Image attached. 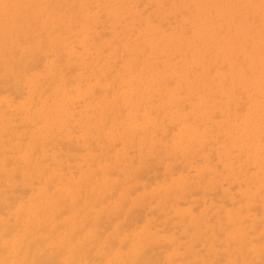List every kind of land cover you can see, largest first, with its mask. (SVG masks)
I'll return each mask as SVG.
<instances>
[{
    "label": "rangeland",
    "instance_id": "obj_1",
    "mask_svg": "<svg viewBox=\"0 0 264 264\" xmlns=\"http://www.w3.org/2000/svg\"><path fill=\"white\" fill-rule=\"evenodd\" d=\"M8 1L9 0H0V35H2V28L4 34L3 37L0 36V44H4V49L0 46V50H2V53L0 52V55L2 54L1 56L5 57L2 58L0 56V69H3V73L0 71V81L3 80L2 82H0V90L6 89L4 91L1 90L0 93V110L3 111L0 112V141L3 140L0 142V147H4L3 150L0 149V173H4V176L0 175L2 177V180L4 179L3 181L0 179V191L3 192V194L0 192V195H2V197L0 196V205L2 203L3 206H8L7 208L5 207L4 210H2L3 206L2 208L0 207V223L2 221L4 225L8 222L9 228L11 229L7 230V228L5 229L4 226L8 227V225L3 226L2 223L0 224V227L2 225V227L0 228V253L2 252L1 254L3 255L2 256L0 254V264H2V262L3 264H24V260H28V264H33L35 263L34 261L45 262L49 259H54V256H57V258L59 257V259H54V261L56 260V262L54 263L71 264L69 262H71L72 257L75 255V253L73 254L71 250H79L80 255L78 254V256L82 258L81 260V258H79L78 256L77 258L75 257L76 261L80 259V262H76L75 258H73L76 264H114V261H112L113 259H115V264H123L124 261L126 262V260H124L126 257L127 260L129 259V253L130 251H132V246H134L135 244L138 245L137 243H139V254H141L143 248H145V250L147 249L145 254H150V257H148V254H146V258L144 257L145 255H142V257L145 258L144 262L145 260L146 262L149 261V263L146 264H251V262H255V260L257 262L253 264H264V254H262V252L264 253V251H261L264 248V222H262L264 220V0H36L37 2L35 0ZM32 3H34V6ZM39 10H42L41 13ZM50 12L52 15L50 14ZM181 12H184V15ZM192 12L193 14H191ZM54 14L57 15L55 16ZM126 18L128 20H126ZM33 19L37 21H34ZM6 22L8 23V26L10 25V27L5 26L7 24ZM4 23L6 24L4 25ZM3 26L5 27V29L8 27L6 31H4L5 29ZM133 30L135 32H133ZM4 32L9 33L7 34L8 37ZM66 32L68 33V35H66ZM19 35H21V39L19 38ZM5 36L7 40L5 39ZM6 41L7 44H5ZM73 41L75 43H73ZM6 45L8 46L6 47ZM6 54H9V56ZM69 55L75 56V59H73L72 56L71 60ZM33 56L35 57L34 59ZM9 57L11 60L9 59ZM1 59L3 60V63ZM85 59L86 61H84ZM189 62L192 64H190ZM31 64L33 67H31ZM54 64L57 66H54ZM13 65L14 68L17 67V70L13 69ZM34 65H37L36 68L34 67ZM59 65L60 67H58ZM79 66H82L83 70H80L81 67ZM63 68H65L66 71H64L65 69ZM71 68L72 70L74 69L75 72L74 70L72 71ZM76 69L78 70L76 71ZM23 70H25V72H23ZM56 71L57 74H55ZM68 71H72V75L70 74L71 72L69 73ZM248 71L253 75H251ZM67 72L69 73V76H71L70 78L69 76L65 77L66 75L64 74H66ZM12 74H14V76ZM107 76L108 80H106ZM9 77H12V80H10ZM62 77L65 78L62 79ZM53 79L55 80L53 81L54 83H56L57 81L55 85L54 83L52 84ZM68 79H70L71 81L73 80V83ZM234 79H236L237 81ZM45 81H49L52 85L50 84L49 86V82L46 83ZM6 82L10 83L6 84ZM71 83L74 85H71ZM12 85L16 86L14 87L15 91L11 89L13 88ZM94 88H97L95 89L96 91H94ZM93 91L97 94H95ZM97 91L105 92L99 93ZM35 94L37 97L35 96ZM40 94H42V96ZM92 94H95V96H93ZM86 95L90 100H87ZM79 96H81V98ZM16 97L17 99H15ZM96 97H99V99H96ZM85 98L86 100L84 102ZM92 99L94 100V102L92 101ZM76 101L78 102V104L76 103ZM21 102L23 103L21 104ZM245 102L246 104L244 105ZM84 103L86 105H84ZM32 104L34 105L31 106ZM90 104L93 106H91ZM79 106H81L82 108ZM94 106H96L95 109ZM32 107L33 109H31ZM239 108L241 110H239ZM229 109L232 111H229ZM75 112L77 115L75 114ZM92 112H94V114H92ZM152 112H154V114ZM258 112L261 113L259 114ZM19 114L22 115L20 116ZM73 114H75L77 117ZM15 115H17V117ZM106 116L108 118H106ZM16 118L19 119V121L17 120V123H14L16 122ZM93 119L96 121V124L94 123ZM97 119L101 120L99 121ZM58 120L61 124L60 126L56 124ZM35 122L39 123L36 124ZM70 122H74V127ZM6 124L7 126H5ZM68 124H70V126ZM27 125L28 127H25ZM65 125L67 126V129L69 126V130L71 129L70 132L68 130L66 132V129L64 130V128L66 127ZM11 126L16 128L18 126L20 127V129L16 131V129L14 128L15 130H13ZM172 126H174V129L172 128ZM24 128H26L25 131ZM52 129L54 131L53 134H46L47 132L52 131ZM6 130H9L8 132H10L11 130L14 131V133L11 131V135L14 134L13 137L14 139H16V141L12 140V136L11 138H8V136L10 137V135L9 133L6 134ZM91 130L93 133H95L92 134L90 132ZM20 131H22V134L20 133ZM74 131H79L80 133L76 132V134ZM260 131H262V133H260ZM25 132H27V135ZM71 132L72 134L70 135ZM74 133L75 138L73 137ZM89 133L90 135H88ZM1 134L3 136H5L6 134L7 138H5L7 140ZM56 134L58 135V137H56ZM260 134L263 137L260 136ZM72 137L74 138L73 140ZM86 137H90V139L88 140ZM78 138L79 141H77ZM94 138L96 141L94 140ZM80 139L82 141H80ZM100 139H102L104 144L102 143V141H100ZM10 140L11 142H9ZM69 140L73 144H71ZM84 140L87 141L88 144H86ZM91 140L93 141L92 143ZM5 141H8L7 143H9V145ZM3 142H5V144L8 146L5 147L6 145ZM10 143L12 144L10 145ZM95 144L96 149L93 148ZM21 145L23 147H21ZM75 145L76 149L79 146L78 148L80 152L79 150L75 149ZM87 145L89 151L85 150L87 149ZM12 146L15 147H13V150L16 151L18 156L15 155L16 153H14V151L12 150ZM97 146L99 148H97ZM72 147L73 149H71ZM8 148L11 152L8 150ZM82 148L85 150V152L82 150ZM70 149L72 151H70ZM93 150H97L98 152H93ZM91 151L92 153H89ZM133 151H135L136 153ZM161 151L163 152L162 154L160 153ZM4 153L6 156L9 154L11 156H7V159L6 156H2L4 155ZM11 153H14L15 156ZM218 153L220 154L219 157L217 155ZM258 153L260 157H258ZM252 155H254L255 158H253ZM2 157L5 158L1 160ZM10 158L12 159V164L10 165V168L12 169H10L7 164H10V162L6 163V159L7 161H10ZM256 159L259 160L256 161ZM52 163L57 166L58 170L55 165L51 166ZM5 165L7 169L5 168ZM12 165L16 167L14 168ZM21 165L23 166L21 167ZM154 165L156 167H154ZM18 166L20 167V170H18ZM28 166H30V169H28ZM48 167L49 170L47 172L49 174L44 171V169L47 170ZM183 167H185L184 170ZM36 168H40L43 174H36L34 170ZM216 168L218 170H216ZM9 169L12 171L10 172ZM17 170L19 173H16ZM32 170L34 172H32ZM87 170H89L88 173ZM149 170L151 171L149 172ZM143 173L146 175H144ZM17 174L22 177H19L18 179L19 182L20 180L22 182L19 183L21 187L18 186L17 183ZM27 174H29V176ZM158 174L160 175L158 176ZM42 175L43 177H41ZM69 177H71L72 180ZM83 177H85L86 179ZM92 177L93 179H91ZM147 177L149 178L146 180ZM40 178L44 179L40 180ZM64 179L66 181H64ZM90 179L94 184H92V181ZM132 179H134L133 182L130 181ZM34 180L35 182H38V186H36L39 189L35 185L32 186L33 184H36L35 182L30 183V181ZM62 180L63 182H61ZM89 180L91 182H89ZM51 181H55V184L59 185H52L53 182ZM85 181L86 183L84 185ZM3 182L6 183L5 187ZM40 184H42V186ZM47 184L48 188L46 187ZM232 184H235V187ZM86 185H88V188H86ZM105 186L106 188L104 189ZM15 188L17 189L15 190ZM26 189L29 192H26ZM48 189L49 191L51 190V192H49ZM7 190L8 192L10 190L8 194L6 192ZM53 190L54 192L56 191L55 193L58 192L59 195L60 193H65L64 195L62 194L63 197L61 195L59 196V198L60 200L62 199L64 200V202H67H63L62 204V202L58 199V194H55ZM87 190H89V192ZM130 190H133V194ZM260 190L263 191L261 192ZM15 191L19 194L15 193ZM36 191H38V194L36 193ZM80 191H82L81 195ZM177 191L179 192L177 193ZM192 191L194 192V194ZM21 193L24 195H20ZM53 193L56 195V198L53 197L54 195L52 196ZM73 193L75 194V196H73ZM91 194L95 195V197ZM212 194H214L215 196H213ZM6 195L8 198L10 197V200L11 197L13 198L12 202L14 200V206L13 203L9 201V199L7 200V197L5 198ZM82 195L84 196L83 198ZM87 195L89 196L90 200ZM37 196L39 200H35ZM85 196L87 197L85 198ZM223 197L227 198L224 199ZM15 198H17L16 201ZM44 198H50L55 203H57L58 200L59 204L63 206L67 204L65 205L67 209L70 208L74 200L78 201L77 204H79L80 202L82 203L79 207L78 205L74 206V208L76 209V216L71 214V208L69 209L70 211H66L65 206L64 208L62 206H59L57 210L59 211V213L57 214L59 215L65 210L66 216L64 213L60 214L63 215L60 217V220H58L59 218H57V220L54 219L58 217L54 216V218L52 219L53 222L47 221L49 223L48 226L46 223V219L44 221L43 217L41 218L40 214L39 217L41 218L42 223L40 222V219L35 218V215L38 214L37 211L39 212L40 210L39 207L41 206V204H43ZM93 198L99 199V202L94 203ZM172 198L174 201L172 200ZM78 199H82V201H79ZM84 199H86V202H84ZM118 201H120V203ZM232 202L236 204L233 205ZM16 203L19 207L15 206L17 205ZM198 203L200 206L197 205ZM87 204H90L91 206H88ZM146 204L148 206H146ZM9 207H11V210L8 209ZM12 207L14 209H12ZM61 207L63 209H61ZM117 207L119 208L117 209ZM134 207L136 208L134 209ZM25 208H27L28 210H25ZM83 208L85 211L83 210ZM250 208H252L253 210L255 209L254 211L258 209L259 210L257 212H254L250 210ZM59 209L61 210V212ZM106 210L109 211L107 212ZM191 210L194 212V214ZM20 211L23 212L24 215H21L23 213H21ZM115 211L116 213H114ZM131 211H133V213H131ZM152 212H157V216L152 215ZM25 214H27L28 217ZM19 215H21V218L19 217ZM195 215L197 217H195ZM205 215L208 216L206 217ZM74 216L79 217L75 218ZM11 217V221L13 220L14 222L10 223L9 221ZM19 218L20 220H18ZM182 219L185 222H183ZM25 220H28V222ZM32 220L36 221L33 222ZM205 220L207 222H205ZM259 220L262 225L259 223ZM65 221L71 224H66L68 225V227H64L66 226L64 225L63 227L65 228V231H63L64 228L62 227V225L64 223H67ZM103 221L105 223H108L105 224ZM209 221H212V223ZM19 222L20 226L22 227L21 230H19L20 228L18 227ZM21 222L23 226L21 225ZM30 222H33L36 225L32 223L33 225H35L33 226L32 224H30ZM27 223L30 224L29 229V224ZM38 223L40 225L42 224L41 226L49 227V229L48 227H46L47 231L45 234L41 233V231L38 232V229L40 228V225ZM166 223L169 225H166ZM232 223L235 226H233ZM77 224L82 225L80 227ZM221 224L224 225L222 226ZM229 224L232 226L227 227V225L229 226ZM246 224H248V227L246 226ZM72 225L75 228L78 226V229L76 228L75 231V229L73 228L70 231ZM200 226L202 227L200 228ZM12 227L16 230L14 231V233L10 231L12 230ZM44 227H41L42 229L40 228L42 232ZM58 227L62 228L60 232L59 229L58 231H55ZM66 228H68L69 230ZM163 228L166 229L164 230ZM3 229L4 231H10L11 234H7V232L4 234H7L10 239L9 237L7 238L3 235ZM22 229L25 231H23ZM18 230L20 231V233L18 232ZM28 230L31 232V234L28 232ZM48 230L52 231L50 232L52 233L53 237L49 235L51 233H49ZM124 230H127L128 232H125ZM53 231H55V233H53ZM61 231L65 233H62ZM159 231L161 232L159 233ZM37 232L38 234H36ZM57 232L62 234L58 235ZM72 233H74L75 235L79 234L81 237L79 235H77L76 237ZM227 233H229L230 235ZM71 234L73 236H71ZM217 234H219L220 236H218ZM31 235L32 237H30ZM186 235L188 236V238ZM2 236L3 238H1ZM12 236L16 237L12 238ZM26 236L29 237V240L26 239V241L29 242H26L24 240ZM33 236H35L36 238ZM50 236L53 239L55 238L54 241H52V238ZM236 236H238V238ZM21 237L22 239L20 240ZM70 237H75L76 239H72ZM139 237L141 241L143 240V243L140 241V239H138ZM34 238L36 240L39 239V241L40 239H43L41 240V242L43 241L42 243H44L45 240L47 241L48 238V243H46L45 241V245L43 244L42 246L43 250L40 247L42 244L38 246V243H33L34 241H36L32 240ZM57 238L63 239L59 241L60 239ZM69 238L71 239V241ZM209 238L210 240H208ZM254 238L256 240H253V242H251V239ZM3 239H5L6 242ZM236 239L237 243H240L241 241L243 242L244 240V243L235 245H238L237 248L233 247L234 244H232L233 242L236 243ZM16 240H19L18 243H15L17 242ZM66 240H69V243ZM108 240L110 243L108 242ZM145 240H147V242H145ZM213 240L215 242H213ZM31 242L34 244L33 246L38 244V247L35 246L37 250L35 248H32L30 251L29 248L31 247L29 246L30 244H32ZM205 242L208 243L206 244ZM228 243L231 244L229 245ZM246 243L248 244L247 247L246 245H244ZM16 244H20L22 246L19 245V247H17ZM195 244L198 246L195 247ZM224 244L226 247L224 246ZM4 245L5 247L8 246L9 251H6L7 248L4 247V252L6 251L7 253L3 252L2 246ZM24 245L25 247L27 246V249H23ZM241 246L244 247H242V249H245L244 251H238V249H241ZM13 247H16V249H14ZM55 247H60L61 250H58L60 248L56 249ZM63 247L65 248L63 249ZM20 248L23 250H21ZM50 248H52V251L54 250V252H51ZM47 249L50 252L46 251ZM18 250L25 251L20 253ZM67 250L69 251L65 254ZM14 251L17 252L15 253ZM29 251L30 253L32 252V255H34L31 256L30 253V255L27 254ZM58 251L63 253L64 256L63 254L59 253L61 256L60 257L58 255ZM234 251L237 254L232 253ZM8 252H10V257H8L9 255L7 256V254H9ZM45 252H48V259L44 256V254H46ZM223 252L224 254L222 255ZM55 253L57 255H55ZM195 253H199L198 256H196ZM14 254L16 256L19 254L17 256L19 260L16 256L13 259ZM22 254H25L26 256L29 255L31 258H28L27 256L26 259V256ZM117 254L119 255L118 257L120 258V263L117 262L118 260L115 257L117 256ZM174 254L178 255V257H175ZM158 255L161 256V258ZM5 256L7 257V259L5 258ZM42 256H44L46 260L40 258ZM142 257L141 262L143 263ZM151 257L153 258V260L151 259ZM179 257L182 258L180 259ZM242 257L244 258L242 259ZM93 258L96 259L94 260ZM250 258L252 261L248 260ZM30 259H32V261ZM39 259L42 260L40 261ZM175 259L178 261H176ZM14 261L17 262L13 263ZM74 261H72L73 264H75ZM136 264L138 263L136 262Z\"/></svg>",
    "mask_w": 264,
    "mask_h": 264
},
{
    "label": "bare ground",
    "instance_id": "obj_2",
    "mask_svg": "<svg viewBox=\"0 0 264 264\" xmlns=\"http://www.w3.org/2000/svg\"><path fill=\"white\" fill-rule=\"evenodd\" d=\"M9 1H10V0H9ZM9 1H8V2H9ZM11 1H12V0H11ZM35 1H36V0H35ZM35 1H34V2H35ZM162 1H164V0H162ZM36 2H37V1H36ZM45 2H46V1H45ZM50 2H51V1H50ZM51 3H52V2H51ZM59 3H60V2H59ZM68 3H69V2H68ZM163 3H164V2H163ZM32 4H33V6H34V3H32ZM6 5H7V4H6ZM40 5H41V4H40ZM60 5H61V4H60ZM69 5H70V4H69ZM164 5H165V4H164ZM15 6H16V4H15ZM30 6H31V4H30ZM64 6H65V5H64ZM74 6H75V5H74ZM140 6H141V5H140ZM49 7H50V6H49ZM76 7H77V6H76ZM137 7H138V6H137ZM151 7H152V5H151ZM57 8H59V7H57ZM87 8H88V7H87ZM5 9H6V8H5ZM75 9H76V8H75ZM132 9H133V8H132ZM8 10H9V9H8ZM20 10H21V9H20ZM149 10H150V9H149ZM178 10H179V9H178ZM9 11H10V10H9ZM14 11H15V10H14ZM39 11H40V10H39ZM41 11H42V10H41ZM41 11H40V13H41ZM42 13H43V12H42ZM69 13H70V12H69ZM82 13H83V12H82ZM144 13H145V11H144ZM181 13H182V12H181ZM183 13H184V12H183ZM183 13H182V14H183ZM17 14H18V13H17ZM36 14H37V13H36ZM50 14H51V12H50ZM191 14H193V12H192ZM51 15H52V14H51ZM54 15H55V14H54ZM56 15H57V14H56ZM56 15H55V16H56ZM144 15H145V14H144ZM183 15H184V14H183ZM185 15H186V14H185ZM187 15H188V14H187ZM242 15H243V14H242ZM37 16H38V15H37ZM40 16H41V15H40ZM33 17H34V16H33ZM66 17H67V16H66ZM104 17H105V16H104ZM151 17H152V16H151ZM237 17H238V16H237ZM28 18H29V17H28ZM37 18H38V17H37ZM39 18H40V17H39ZM132 18H133V17H132ZM225 18H226V17H225ZM233 18H234V17H233ZM4 19H5V18H4ZM6 19H7V18H6ZM25 19H26V18H25ZM29 19H30V18H29ZM66 19H67V18H66ZM75 19H76V18H75ZM149 19H150V18H149ZM248 19H249V18H248ZM30 20H31V19H30ZM33 20H34V19H33ZM39 20H40V19H39ZM126 20H128V19L126 18ZM219 20H220V19H219ZM2 21H3V18H2ZM7 21H8V20H7ZM34 21H37V20H34ZM24 22H25V21H24ZM26 22H27V21H26ZM63 22H64V21H63ZM6 23H7V22H6ZM6 23H4V25H5ZM29 23H31V22H29ZM38 23H39V22H38ZM101 23H102V22H101ZM121 23H122V22H121ZM176 23H177V22H176ZM15 24H16V23H15ZM23 25H24V24H23ZM32 25H33V24H32ZM58 25H59V24H58ZM97 25H98V24H97ZM5 26H8V23H7ZM48 26H49V25H48ZM164 26H166V25H164ZM183 26H184V25H183ZM185 26H186V25H185ZM256 26H257V25H256ZM261 26H262V25H261ZM3 27H4V26H3ZM8 27H10V25H9ZM8 27H7V28H8ZM60 27H61V26H60ZM71 27H72V26H71ZM97 27H98V26H97ZM257 27H258V26H257ZM259 27H260V26H259ZM7 28H6V29H7ZM102 28H103V27H102ZM104 28H106V27H104ZM117 28H118V27H117ZM160 28H161V27H160ZM4 29H5V27H4ZM6 29H5L4 31H6ZM66 29H67V27H66ZM36 30H37V29H36ZM55 30H56V29H55ZM61 30H62V29H61ZM70 30H71V29H70ZM222 30H223V28H222ZM230 30H231V29H230ZM52 31H53V29H52ZM9 32H10V31H9ZM17 32H18V31H17ZM45 32H46V30H45ZM133 32H135V31L133 30ZM202 32H204V31H202ZM4 33H5L6 35L9 34V33H7V32H4ZM54 33H55V32H54ZM59 33H60V32H59ZM63 33H64V32H63ZM1 34H2V35H0V36L3 37V35H4V34H3V28H2V32H1ZM55 34H56V33H55ZM42 35H43V33H42ZM42 35H41V37H42ZM60 35H61V34H60ZM66 35H68L67 32H66ZM88 35H89V34H88ZM101 35H102V34H101ZM102 36H103V35H102ZM106 36H107V34H106ZM7 37H8V35H7ZM20 37H21V35H19V38H20ZM69 37H70V36H69ZM71 37H72V36H71ZM77 37H78V36H77ZM103 37H104V36H103ZM35 38H36V37H35ZM93 38H94V37H93ZM99 38H100V36H99ZM5 39H6V36H5ZM15 39H17V38H15ZM20 39H21V38H20ZM20 39H19V40H20ZM46 39H47V38H46ZM139 39H140V37H139ZM197 39H198V38H197ZM6 40H7V39H6ZM11 40H12V39H11ZM95 40H96V38H95ZM31 41H32V39H31ZM45 41H46V40H45ZM114 41H115V40H114ZM1 43H2V42H1ZM32 43H34V42H32ZM45 43H46V42H45ZM73 43H75V42L73 41ZM115 43H116V42H115ZM219 43H220V42H219ZM5 44H7V41L5 42ZM12 44H13V43H12ZM22 44H23V43H22ZM24 44H25V43H24ZM29 44H30V43H29ZM54 44H55V43H54ZM3 45H4V44H3ZM3 45L0 44V46L4 49ZM41 45H42V42H41ZM82 45H83V44H82ZM97 45H98V44H97ZM113 45H114V44H113ZM139 45H140V44H139ZM219 45H220V44H219ZM7 46H8V45H6V47H7ZM15 46H16V45H15ZM98 46H99V45H98ZM73 47H74V46H73ZM2 48H1V49H2ZM13 48H14V47H13ZM54 48H55V45H54ZM88 48H89V47H88ZM7 49H8V48H7ZM77 49H78V48H77ZM80 50H81V49H80ZM85 50H86V49H85ZM146 50H147V49H146ZM3 51H6V50H3ZM13 51H14V50H13ZM0 52L2 53V50H0ZM86 52H87V51H86ZM102 52H103V51H102ZM11 53H12V52H11ZM38 53H40V52H38ZM84 53H85V52H84ZM104 53H105V51H104ZM17 54H18V53H17ZM22 54H23V53H22ZM74 54H75V53H74ZM1 55H2V54H1ZM1 55H0V56H1ZM3 55H4V54H3ZM6 55L9 56V54H6ZM6 55H5V56H6ZM38 55H39V54H38ZM70 55H71V54H70ZM70 55H69V56H70ZM79 55H80V54H79ZM116 55H118V54H116ZM23 56H24V55H23ZM35 56H36V55H35ZM47 56H48V55H47ZM72 56H73V55H72ZM72 56H70V58H71ZM232 56H233V55H232ZM1 57H2V58H5L4 56H1ZM12 57H13V56H12ZM41 57H42V56H41ZM41 57H40V58H41ZM45 57H46V56H45ZM61 57H62V56H61ZM63 57H64V56H63ZM66 57H67V56H66ZM76 57H77V56H76ZM117 57H118V56H117ZM138 57H139V56H138ZM143 57H144V55H143ZM177 57H178V56H177ZM25 58H26V57H25ZM34 58H35V57L33 56V59H34ZM40 58H38V59H40ZM72 58L75 59V56H73ZM72 58H71V60H72ZM161 58H162V57H161ZM187 58H188V57H187ZM256 58H257V57H256ZM7 59H8V58H7ZM9 59H10V57H9ZM13 59H14V58H13ZM13 59H12V60H13ZM15 59H16V58H15ZM23 59H24V58H23ZM31 59H32V58H31ZM47 59H48V58H47ZM68 59H69V58H68ZM80 59H81V56H80ZM175 59H177V58H175ZM1 60H2V59H1ZM10 60H11V59H10ZM59 60H60V59H59ZM101 60H102V57H101ZM236 60H237V59H236ZM244 60H245V59H244ZM20 61H21V60H20ZM33 61H34V60H33ZM36 61H37V60H36ZM41 61H42V60H41ZM69 61H70V60H69ZM74 61H76V60H74ZM78 61H79V60H78ZM84 61H86V59H85ZM30 62H31V61H30ZM58 62H59V61H58ZM58 62H57V63H58ZM60 62H62V61H60ZM63 62H64V61H63ZM65 62H66V61H65ZM81 62H82V61H81ZM255 62H256V61H255ZM2 63H3V60H2ZM25 63H26V62H25ZM35 63H36V62H35ZM40 63H41V62H40ZM84 63H85V62H84ZM99 63H100V62H99ZM189 63H190V62H189ZM18 64H19V63H18ZM38 64H39V62H38ZM59 64H60V63H59ZM76 64H77V63H76ZM136 64H137V63H136ZM190 64H192V63H190ZM216 64H217V63H216ZM246 64H247V63H246ZM6 65H7V64H6ZM6 65H5V66H6ZM10 65H12V64H10ZM27 65H28V64H27ZM112 65H113V64H112ZM157 65H158V64H157ZM5 66H4V67H5ZM7 66H8V65H7ZM28 66H29V65H28ZM36 66H37V65H34L35 68H36ZM40 66H41V65H40ZM54 66H57V65L54 64ZM239 66H240V65H239ZM11 67H12V66H11ZM11 67H10V68H11ZM21 67H22V66H21ZM29 67H30V66H29ZM29 67H28V69H29ZM31 67H33L32 64H31ZM58 67H60V65H59ZM79 67H81L80 70H83V69H82V66H79ZM115 67H116V66H115ZM223 67H226V66H223ZM8 68H9V67H8ZM15 68H16V69H15ZM15 68H14V65H13V69H14V70H17V67H15ZM39 68H41V67H39ZM87 68H88V67H87ZM90 68H91V66H90ZM112 68H113V67H112ZM214 68H215V67H214ZM37 69H38V68H37ZM63 69H65V68H63ZM85 69H86V67H85ZM223 69H224V68H223ZM2 70H3V69H2ZM2 70L0 69L1 72H2ZM33 70H34V69H33ZM46 70H47V69H46ZM56 70H57V69H56ZM69 70H70V69H69ZM71 70H72V68H71ZM73 70H74V69H73ZM73 70H72V71H73ZM77 70H78V69H76V71H77ZM92 70H93V69H92ZM92 70H90V71H92ZM135 70H136V69H135ZM229 70H230V69H229ZM5 71H6V69H5ZM31 71H32V70H31ZM57 71H58V70H57ZM57 71L55 72V74H57ZM62 71H63V70H62ZM64 71H66V69H65ZM72 71H68V72H69V73L71 72L70 74L72 75ZM87 71H88V70H87ZM176 71H177V70H176ZM224 71H225V70H224ZM23 72H25V70H23ZM23 72H21V73H23ZM36 72H37V71H36ZM68 72H67L66 74H64V75H66L65 77L69 76V73H68ZM74 72H75V70H74ZM210 72H211V71H210ZM225 72H226V71H225ZM248 72H249V71H248ZM248 72H247V73H248ZM2 73H3V72H2ZM21 73H20V74H21ZM51 73H52V72H51ZM60 73H61V72H60ZM62 73H63V72H62ZM91 73H92V72H91ZM94 73H95V71H94ZM249 73H250V72H249ZM25 74H27V73H25ZM46 74H47V72H46ZM53 74H54V73H53ZM83 74H84V73H83ZM172 74H173V73H172ZM250 74H251V73H250ZM12 75L14 76V74H12ZM110 75H111V74H110ZM251 75H253V74H251ZM10 76H11V75H10ZM55 76H56V75H55ZM234 76H235V75H234ZM19 77H20V76H19ZM65 77H64V78H65ZM70 77H71V76H69V78H70ZM5 78H6V77H5ZM9 78H10V77H9ZM11 78H12V77H11ZM11 78H10V80H12ZM20 78H21V77H20ZM56 78H57V76H56ZM56 78H55V79H56ZM64 78L62 77V79H64ZM107 78H108V76L106 77V80H108ZM189 78H190V77H189ZM1 79H2V78H1ZM21 79H22V78H21ZM34 79H35V78H34ZM57 79H58V78H57ZM73 79H74V78H73ZM249 79H250V78H249ZM38 80H39V79H38ZM45 80H46V78H45ZM68 80H70V79H68ZM75 80H76V79H75ZM75 80H74V81H75ZM82 80H83V79H82ZM86 80H87V79H86ZM234 80H236V79H234ZM2 81H3V80H2ZM2 81H0V82H2ZM53 81H55V80H54V79L52 80V84L54 83ZM70 81H71V80H70ZM77 81H78V80H77ZM80 81H81V80H80ZM236 81H237V80H236ZM248 81H249V80H248ZM248 81H247V82H248ZM11 82H12V81H11ZM13 82H14V80H13ZM45 82H46V81H45ZM47 82H49V81H47ZM47 82H46V83H47ZM71 82L73 83V80H72ZM82 82H83V81H82ZM247 82H246V83H247ZM9 83H10V82H6V84H9ZM18 83H19V82H18ZM56 83H57V81H56ZM56 83H54V85H55ZM63 83H64V82H63ZM66 83H67V82H66ZM72 83H71V85H74V84H72ZM89 83H90V82H89ZM233 83H234V82H233ZM12 84H14V83H12ZM42 84H44V83H42ZM50 84H51V83L49 82L48 85L50 86ZM52 84H51V85H52ZM68 84H69V83H68ZM81 84H82V83H81ZM87 84H88V83H87ZM113 84H114V83H113ZM225 84H226V82H225ZM230 84H231V83H230ZM2 85H3V83H2ZM4 85H5V83H4ZM54 85H53V86H54ZM64 85H66V84H64ZM232 85H234V84H232ZM10 86H11V85H10ZM12 86H13V85H12ZM44 86H45V85H44ZM254 86H255V85H254ZM14 87H16V86H13V88H11V89L14 90V89H15ZM47 87H48V86H47ZM66 87H67V86H66ZM81 87H82V86H81ZM167 87H168V86H167ZM257 87H258V86H257ZM29 88H30V87H29ZM104 88H105V87H104ZM226 88H227V87H226ZM36 89H37V88H36ZM38 89H39V87H38ZM80 89H81V88H80ZM85 89H86V88H85ZM95 89H97V88H94V91H96ZM101 89H102V88H101ZM101 89H100V90H101ZM191 89H192V88H191ZM255 89H258V88H255ZM1 90L4 91V90H6V89H1ZM1 90H0V93H1ZM18 90H19V89H18ZM46 90H47V89H46ZM46 90H45V92H46ZM238 90H239V89H238ZM14 91H15V90H14ZM34 91H35V89H34ZM34 91H33V92H34ZM49 91H50V90H49ZM94 91H93V92H94ZM17 92H18V91H17ZM37 92H38V91H37ZM37 92H36V93H37ZM97 92H99V93H103V92H105V91H103V92L97 91ZM223 92H224V91H223ZM23 93H24V92H23ZM25 93H26V92H25ZM94 93H95V92H94ZM108 93H109V91H108ZM43 94H44V91H43ZM95 94H97V93H95ZM95 94H94V95L92 94V95L95 96ZM239 94H240V93H239ZM32 95H33V94H32ZM40 95L42 96V94H40ZM72 95H73V93H72ZM74 95H75V93H74ZM101 95H102V94H101ZM242 95H243V93H242ZM23 96H24V95H23ZM35 96H36V94H35ZM41 96H40V97H41ZM51 96H52V95H51ZM58 96H60V95H58ZM82 96H83V95H82ZM93 96H92V97H93ZM107 96H108V94H107ZM36 97H37V96H36ZM53 97H54V96H53ZM79 97L81 98V96H79ZM89 97H90V96H89ZM160 97H161V96H160ZM242 97H243V96H242ZM25 98H26V97H25ZM25 98H24V99H25ZM30 98H31V97H30ZM33 98H34V96H33ZM54 98H55V97H54ZM72 98H73V97H72ZM86 98H87V100L89 99V98L87 97V95H86ZM86 98L84 99V102H85ZM97 98L99 99V97H96V99H97ZM163 98H164V97H163ZM163 98H162V99H163ZM216 98H217V97H216ZM13 99H14V97H13ZM15 99H17V97H16ZM40 99H41V98H40ZM76 99H77V98H76ZM82 99H83V98H82ZM242 99H243V98H242ZM261 99H262V98H261ZM34 100H35V99H34ZM89 100H90V99H89ZM157 100H158V99H157ZM32 101H33V100H32ZM52 101H53V100H52ZM92 101L94 102L93 99H92ZM96 101H97V100H96ZM252 101H253V100H252ZM33 102H34V101H33ZM36 102H37V101H36ZM59 102H60V101H59ZM80 102H81V101H80ZM187 102H188V101H187ZM203 102H204V101H203ZM22 103H23V102H21V104H22ZM74 103H75V102H74ZM76 103L78 104L77 101H76ZM76 103H75V104H76ZM91 103H92V102H91ZM117 103H118V102H117ZM152 103H153V102H152ZM88 104H89V103H88ZM181 104H182V103H181ZM239 104H240V103H239ZM245 104H246V102L244 103V105H245ZM5 105H6V104H5ZM33 105H34V104H32L31 106H33ZM73 105H74V104H73ZM84 105H86V104L84 103ZM90 105H91V104H90ZM96 105H97V104H96ZM230 105H231V104H230ZM256 105H257V104H256ZM19 106H20V105H19ZM81 106H82V103H81ZM81 106H79V107H81ZM91 106H93V105H91ZM240 106H241V105H240ZM253 106H254V105H253ZM95 107H96V106H94V109H95ZM175 107H176V106H175ZM185 107H186V106H185ZM185 107H184V108H185ZM75 108H77V107H75ZM75 108H74V109H75ZM81 108H82V107H81ZM99 108H100V107H99ZM176 108H177V107H176ZM31 109H33V107H32ZM69 109H70V108H69ZM78 109H79V108H78ZM94 109H93V110H94ZM230 109H231V108H230ZM230 109H229V111H232V110H230ZM242 109H243V108H242ZM29 110H30V109H29ZM29 110H28V111H29ZM183 110H184V109H183ZM237 110H238V109H237ZM239 110H241V109L239 108ZM256 110H257V109H256ZM1 111H2V110H0V112H1ZM17 111H18V109H17ZM26 111H27V110H26ZM30 111H31V110H30ZM85 111H86V110H85ZM87 111H89V110H87ZM111 111H112V110H111ZM122 111H123V110H122ZM139 111H140V110H139ZM2 112H3V111H2ZM22 112H23V110H22ZM22 112H21V113H22ZM96 112H97V111H96ZM237 112H238V111H237ZM12 113H13V112H12ZM18 113H19V112H18ZM30 113H31V112H30ZM119 113H120V112H119ZM121 113H122V112H121ZM152 113L154 114V112H152ZM160 113H161V112H160ZM238 113H239V112H238ZM250 113H251V112H250ZM258 113H259V112H258ZM260 113H261V112H260ZM260 113H259V114H260ZM5 114H6V112H5ZM68 114H69V113H68ZM75 114H76V112H75ZM75 114H73V115L76 116L77 114H76V115H75ZM80 114H81V112H80ZM92 114H94V112H92ZM96 114H97V113H96ZM114 114H115V112H114ZM252 114H253V113H252ZM19 115H20V114H19ZM21 115H22V114H21ZM21 115H20V116H21ZM26 115H27V114H26ZM88 115H89V114H88ZM88 115H87V117H88ZM110 115H111V114H110ZM110 115H108V116H110ZM151 115H152V114H151ZM4 116H5V115H4ZM15 116L17 117V115H15ZM40 116H41V115H40ZM69 116H70V115H69ZM94 116H96V115H94ZM121 116H122V115H121ZM229 116H230V115H229ZM35 117H36V116H35ZM35 117H34V119H35ZM57 117H59V116H57ZM76 117H77V116H76ZM115 117H116V116H115ZM217 117H218V116H217ZM223 117H224V116H223ZM223 117H222V118H223ZM20 118H21V117H20ZM70 118H71V117H70ZM73 118H75V117H73ZM97 118H98V117H97ZM106 118H108V117L106 116ZM118 118H119V116H118ZM59 119H60V118H59ZM63 119H64V118H63ZM83 119H84V118H83ZM85 119H86V118H85ZM87 119H88V118H87ZM116 119H117V118H116ZM190 119H191V118H190ZM5 120H7V119H5ZM17 120L19 121V119L16 118V122H14V123H17ZM20 120H21V119H20ZM68 120H69V119H68ZM81 120H82V118H81ZM93 120H94V119H93ZM97 120H99V119H97ZM100 120H101V119H100ZM100 120H99V121H100ZM237 120H238V119H237ZM2 121H3V120H2ZM14 121H15V119H14ZM34 121H35V120H34ZM66 121H67V120H66ZM66 121H65V123H66ZM71 121H72V120H71ZM91 121H92V119H91ZM91 121H90V122H91ZM107 121H108V119H107ZM131 121H132V120H131ZM164 121H165V120H164ZM40 122H41V121H40ZM80 122H81V121H80ZM125 122H126V121H125ZM180 122H181V121H180ZM261 122H262V121H261ZM9 123H10V122H9ZM12 123H13V122H12ZM18 123H19V122H18ZM35 123L37 124V123H39V122H35ZM67 123H69V122H67ZM70 123H72V122H70ZM77 123H78V122H77ZM77 123H76V124H77ZM94 123L96 124V121H95V120H94ZM106 123H107V122H106ZM50 124H51V123H50ZM56 124H57L58 126L61 125V124L59 123V120L57 121ZM81 124H82V123H81ZM190 124H191V123H190ZM18 125H19V124H18ZM68 125L70 126V124H68ZM73 125H75L74 122L72 123V126H73ZM106 125H108V124H106ZM5 126H7V124H6ZM36 126H37V125H36ZM62 126H63V124H62ZM65 126H66V125H65ZM69 126H68V129H67V126L64 128V130L66 129V130H65L66 132H67V130L70 132L71 129L69 130ZM177 126H178V125H177ZM200 126H202V125H200ZM260 126H261V125H260ZM11 127H12V126H11ZM25 127H28V125L25 126ZM73 127H74V126H73ZM76 127H77V126H76ZM158 127H159V125H158ZM173 127H174V126H172V128H173ZM175 127H176V126H175ZM12 128H13V130L16 129V131H18V129H20V127H18V126H17V128H16V127H12ZM14 128H15V129H14ZM21 128H22V127H21ZM33 128H34V127H33ZM33 128H32V129H33ZM35 128H36V127H35ZM70 128H71V127H70ZM99 128H100V127H99ZM105 128H106V127H105ZM149 128H150V127H149ZM260 128H261V127H260ZM76 129H77V128H76ZM82 129H83V128H82ZM82 129H81V130H82ZM118 129H119V128H118ZM159 129H160V128H159ZM173 129H174V128H173ZM13 130H11V131L14 133ZM22 130H23V129H22ZM25 130H26V128H24V131H25ZM74 130H75V129H74ZM92 130H93V128H92ZM92 130H91L90 132H91L92 134H94L95 132L93 133ZM104 130H105V129H104ZM151 130H152V129H151ZM213 130H214V129H213ZM260 130H261V129H260ZM262 130H263V127H262ZM8 131H9V130H8ZM8 131L6 130V132H7L6 134L9 133V135H10V137L8 136V138H11V136L13 137L14 134L11 135L12 132H11V131L8 132ZM30 131H31V130H30ZM65 131H64V132H65ZM72 131H73V130H72ZM99 131H100V129H99ZM168 131H169V130H168ZM174 131H175V130H174ZM74 132H75V131H74ZM76 132H77V131H76ZM76 132H75V133H76ZM78 132H79V131H78ZM78 132H77V133H78ZM87 132H89V131H87ZM145 132H146V131H145ZM148 132H149V131H148ZM193 132H194V131H193ZM16 133H19V132H16ZM20 133L22 134V131H20ZM25 133H26V135H27V132H25ZM53 133H54V131H53V129H52V131H49V132H47L46 134H53ZM75 133L73 134V137H74V138H75V136H74ZM77 133H76V134H77ZM79 133H80V132H79ZM99 133H100V132H99ZM165 133H166V132H165ZM220 133H221V132H220ZM260 133H262V131H260ZM6 134H5V136H3L2 134H1V135H2L4 138H5V137L7 138V135H6ZM23 134H24V133H23ZM35 134H36V133H35ZM71 134H72V132L70 133V135H71ZM96 134H97V132H96ZM180 134H181V133H180ZM24 135H25V134H24ZM24 135H23V136H24ZM26 135H25V136H26ZM56 135H57V134H56ZM70 135H69V136H70ZM86 135H87V134H86ZM88 135H90V133H89ZM99 135H100V134H99ZM166 135H167V134H166ZM168 135H169V133H168ZM190 135H192V134H190ZM2 136H1V137H2ZM15 136H16V135H15ZM21 136H22V135H21ZM66 136H67V135H66ZM77 136H78V135H77ZM77 136H76V137H77ZM93 136H95V135H93ZM158 136H159V135H158ZM260 136H262V135L260 134ZM56 137H58V135H57ZM62 137H63V136H62ZM73 137H72V140L74 139ZM100 137H101V136H100ZM103 137H104V136H103ZM176 137H177V136H176ZM179 137H180V136H179ZM262 137H263V136H262ZM6 138H5V139H6ZM35 138H36V137H35ZM53 138H55V137H53ZM86 138H87V137H86ZM96 138H97V136H96ZM153 138H154V136H153ZM164 138H165V136H164ZM192 138H193V137H192ZM199 138H200V137H199ZM81 139H82V138H81ZM81 139H80V141H82ZM87 139L89 140L90 137L87 138ZM183 139H184V138H183ZM257 139H258V138H257ZM6 140H7V139H6ZM12 140H13V141H14V140L16 141V139H14V137L12 138ZM17 140H18V139H17ZM21 140H24V139H21ZM72 140H71V141H72ZM94 140H95V138H94ZM104 140H105V139H104ZM164 140H165V139H164ZM164 140H163V141H164ZM1 141H3V140H1ZM1 141H0V142H1ZM65 141H66V140H65ZM65 141H64V142H65ZM75 141H76V140H75ZM77 141H79V138L77 139ZM84 141H85V140H84ZM95 141H96V140H95ZM97 141H98V140H97ZM100 141H102V139H100ZM133 141H134V140H133ZM161 141H162V140H161ZM5 142H6V141H5ZM5 142H3V143L5 144ZM7 142H8V141H7ZM7 142H6V143H7ZM9 142H11V140H10ZM66 142H67V141H66ZM66 142H65V143H66ZM69 142H70V140H69ZM85 142H86V144H88L87 141H85ZM88 142H90V141H88ZM92 142H93V141L91 140V143H92ZM98 142H99V141H98ZM106 142H107V141H106ZM166 142H167V140H166ZM3 143H2V144H3ZM29 143H30V142H29ZM43 143H44V142H43ZM59 143H60V141H59ZM70 143H71V142H70ZM82 143H83V142H82ZM96 143H97V142H96ZM99 143H100V142H99ZM102 143H103V141H102ZM102 143H101V146H102ZM182 143H183V142H182ZM208 143H209V142H208ZM216 143H218V142H216ZM0 144H1V143H0ZM7 144L9 145V143H7ZM11 144H12V143H10V145H11ZM36 144H37V142H36ZM71 144H73V143H71ZM74 144H75V143H74ZM80 144H81V143H80ZM97 144H98V143H97ZM103 144H104V143H103ZM177 144H178V142H177ZM177 144H176V145H177ZM213 144H214V143H213ZM5 145H6V144H5ZM5 145H4V146H5ZM8 145H6L5 147H7ZM49 145H50V144H49ZM99 145H100V144H99ZM105 145H106V144H105ZM105 145H104V146H105ZM109 145H110V144H109ZM109 145H108V146H109ZM118 145H119V144H118ZM146 145H147V144H146ZM176 145H175V146H176ZM2 146H3V145H2ZM44 146H45V145H44ZM63 146H64V145H63ZM70 146H71V145H70ZM73 146H74V145H73ZM89 146H90V145H89ZM213 146H214V145H213ZM256 146H257V145H256ZM261 146H262V145H261ZM9 147H11V146H9ZM13 147H14V146H12V150H13ZM16 147H17V146H16ZM21 147H23V146L21 145ZM78 147H79V146H78ZM78 147H77V149H76V145H75V149H76V150H79ZM83 147H84V146H83ZM95 147H96V144L94 145L93 148L96 149ZM115 147H116V145H115ZM134 147H135V146H134ZM259 147H260V146H259ZM259 147H258V148H259ZM3 148H4V147H3ZM3 148L0 147V149H2V150H3ZM14 148H15V147H14ZM89 148H91V147H89ZM97 148H99V147L97 146ZM107 148H108V147H107ZM144 148H145V147H144ZM166 148H167V147H166ZM255 148H256V147H255ZM62 149H63V148H62ZM71 149H73V147H72ZM71 149H70V151H72ZM156 149H157V148H156ZM160 149H161V148H160ZM8 150H9V148H8ZM66 150H67V148H66ZM76 150H75V151H76ZM82 150H83L84 152H85V150H88V151H89V149H88V145H87V149L84 150V149L82 148ZM82 150H81V152H82ZM98 150H99V149H98ZM109 150H110V149H109ZM111 150H112V148H111ZM166 150H167V149H166ZM209 150H210V149H209ZM252 150H253V149H252ZM9 151H10V150H9ZM13 151H14V153H16L15 150H13ZM68 151H69V149H68ZM68 151H65V152H68ZM73 151H74V150H73ZM96 151H97V150H95V151L93 150V152H96ZM101 151H102V150H101ZM103 151H104V149H103ZM103 151H102V152H103ZM250 151H251V149H250ZM250 151H249V152H250ZM263 151H264V150H263ZM3 152H4V151H3ZM10 152H11V151H10ZM10 152H9V153H10ZM77 152H78V151H77ZM79 152H80V150H79ZM86 152H87V151H86ZM97 152H98V151H97ZM133 152H135V151H133ZM234 152H235V151H234ZM256 152H257V151H256ZM14 153H13V154L11 153V154L14 155ZM19 153H20V152H19ZM89 153H92V151L89 152ZM131 153H132V152H131ZM135 153H136V152H135ZM141 153H142V152H141ZM160 153L162 154L163 152L161 151ZM213 153H214V152H213ZM260 153H261V152H260ZM262 153H263V152H262ZM0 154H1V153H0ZM37 154H39V153H37ZM143 154H144V153H143ZM161 154H160V155H161ZM210 154H211V153H210ZM222 154H223V153H222ZM255 154H256V153H255ZM15 155H17V153H16ZM15 155H14V156H15ZM32 155H33V154H32ZM129 155H130V154H129ZM134 155H135V154H134ZM217 155H218V157H219L220 154L218 153ZM258 155H259V153H258ZM261 155H262V154H261ZM0 156H1V155H0ZM2 156H6L5 153H4V155H2ZM7 156H11V155L9 154V155H7ZM7 156H6V157H7ZM17 156H18V155H17ZM17 156H16V157H17ZM90 156H91V155H90ZM154 156H155V155H154ZM210 156H211V155H210ZM249 156H250V155H249ZM252 156H253V158H255L254 155H252ZM12 157H13V156H12ZM57 157H58V156H57ZM84 157H85V156H84ZM186 157H187V156H186ZM240 157H241V156H240ZM258 157H260V155H259ZM0 158H1V157H0ZM4 158H5V157H4ZM4 158L2 157L1 160H3ZM47 158H48V157H47ZM59 158H60V157H59ZM72 158H73V157H72ZM96 158H98V157H96ZM251 158H252V157H251ZM7 159H8V157H7ZM7 159H6V163H7V162H10V164L7 163V164H8V167L10 168V165L12 164V163H11L12 159L10 158V159H11L10 161H7ZM38 159H39V156H38ZM62 159H63V158H62ZM68 159H69V157H68ZM68 159H67V160H68ZM87 159H88V158H87ZM214 159H215V157H214ZM249 159H250V158H249ZM36 160H37V159H36ZM56 160H58V159H56ZM67 160H66V161H67ZM135 160H136V159H135ZM149 160H150V159H149ZM163 160H164V159H163ZM171 160H172V159H171ZM176 160H177V159H176ZM180 160H181V159H180ZM199 160H200V159H199ZM257 160H259V159H256V161H257ZM54 161H55V159H54ZM88 161H89V160H88ZM93 161H94V160H93ZM133 161H134V160H133ZM182 161H183V160H182ZM194 161H195V160H194ZM210 161H211V160H210ZM37 162H38V161H37ZM82 162H83V161H82ZM98 162H99V161H98ZM152 162H153V161H152ZM174 162H175V161H174ZM212 162H213V161H212ZM234 162H235V161H234ZM32 163H33V162H32ZM53 163H54V162H53ZM53 163H52L51 166H54V165H55V164H53ZM99 163H100V162H99ZM122 163H123V162H122ZM145 163H146V162H145ZM197 163H198V162H197ZM200 163H201V162H200ZM249 163H250V162H249ZM254 163H255V162H254ZM17 164H22V163H17ZM17 164H15V165H17ZM30 164H31V163H30ZM34 164H35V163H34ZM38 164H39V163H38ZM93 164H94V163H93ZM93 164H92V165H93ZM149 164H151V163H149ZM187 164H188V163H187ZM191 164H192V163H191ZM198 164H199V163H198ZM23 165H24V164H23ZM23 165H21V167H22ZM40 165H42V164H40ZM49 165H50V164H49ZM133 165H134V164H133ZM152 165H153V164H152ZM156 165H157V164H156ZM161 165H162V164H161ZM173 165H174V164H173ZM178 165H179V164H178ZM178 165H177V166H178ZM201 165H202V164H201ZM12 166H13V165H12ZM55 166H56V165H55ZM59 166H60V165H59ZM149 166H151V165H149ZM179 166H180V165H179ZM179 166H178V167H179ZM215 166H216V165H215ZM13 167H14V166H13ZM15 167H16V166H15ZM15 167H14V168H15ZM18 167H19V166H18ZM29 167H30V166H28V169H30ZM49 167H50V166H49ZM49 167H48L47 170L44 169V171L47 172V171L49 170ZM60 167H61V166H60ZM83 167H84V166H83ZM94 167H95V166H94ZM118 167H120V166H118ZM154 167H156V166L154 165ZM206 167H207V166H206ZM220 167H221V166H220ZM262 167H263V166H262ZM1 168H2V167H1ZM5 168H6V165H5ZM25 168H27V167H25ZM54 168H55V167H54ZM56 168H57V166H56ZM70 168H71V167H70ZM149 168H150V167H149ZM151 168H152V167H151ZM172 168H173V167H172ZM184 168H185V167H183V170H184ZM192 168H193V167H192ZM218 168H219V167H218ZM6 169H7V168H6ZM10 169H12V168H10ZM10 169H9V170H10ZM28 169H27V170H28ZM62 169H63V168H62ZM79 169H81V168H79ZM178 169H179V168H178ZM181 169H182V167H181ZM0 170H1V169H0ZM2 170H3V169H2ZM9 170H8V172H9ZM18 170H20V167H19ZM18 170L16 171V173L18 172ZM34 170H35L36 174H38V175H40V174L42 173V171L40 170V168H39V169L36 168V169H34ZM57 170H58V168H57ZM59 170H60V169H59ZM75 170H76V169H75ZM77 170H78V169H77ZM147 170H148V168H147ZM157 170H158V169H157ZM173 170H174V169H173ZM175 170H177V169H175ZM183 170H182V171H183ZM186 170H187V169H186ZM216 170H218V169L216 168ZM247 170H248V169H247ZM250 170H251V169H250ZM252 170H254V169H252ZM6 171H7V170H6ZM11 171H12V170H10V172H11ZM21 171H22V170H21ZM28 171H29V170H28ZM44 171H43V172H44ZM63 171H64V170H63ZM80 171H81V170H80ZM88 171H89V170H87V173H88ZM103 171H104V170H103ZM150 171H151V170H149V172H150ZM154 171H155V170H154ZM1 172H2V171H1ZM4 172H5V171H4ZM32 172H34V171L32 170ZM49 172H50V171H49ZM142 172H143V171H142ZM145 172H146V171H145ZM145 172H144V173H145ZM159 172H160V170H159ZM177 172H178V171H177ZM185 172H186V171H185ZM217 172H218V171H217ZM257 172H258V171H257ZM18 173H19V172H18ZM20 173H22V172H20ZM47 173H48V172H47ZM100 173H101V172H100ZM100 173H98V174H100ZM114 173H115V172H114ZM144 173H143V174H144ZM151 173H152V172H151ZM178 173H179V172H178ZM181 173H182V172H181ZM183 173H184V172H183ZM189 173H190V172H189ZM228 173H229V172H228ZM259 173H260V172H259ZM263 173H264V172H263ZM3 174H4V173H3ZM3 174L0 173V175H3ZM9 174H10V173H9ZM29 174H30V173H29ZM29 174H27V175L29 176ZM34 174H35V173H34ZM42 174H43V173H42ZM45 174H46V173H45ZM45 174H44V175H45ZM48 174H49V173H48ZM76 174H77V173H76ZM81 174H82V173H81ZM81 174H80V175H81ZM115 174H117V173H115ZM141 174H142V173H141ZM147 174H148V173H147ZM175 174H176V173H175ZM203 174H205V173H203ZM246 174H247V173H246ZM17 175H18V174H17ZM20 175H21V174H20ZM46 175H47V174H46ZM66 175H68V174H66ZM80 175H79V177H80ZM86 175H87V174H86ZM94 175H95V173H94ZM103 175H104V174H103ZM103 175H102V176H103ZM117 175H118V174H117ZM144 175H146V174H144ZM149 175H150V174H149ZM159 175H160V174H158V176H159ZM167 175H168V174H167ZM207 175H208V174H207ZM238 175H239V174H238ZM3 176H4V175H3ZM15 176H16V175H15ZM15 176H13V177H15ZM81 176H82V175H81ZM88 176H89V175H88ZM112 176H113V174H112ZM155 176H156V175H155ZM155 176H154V177H155ZM204 176H205V175H204ZM233 176H234V175H233ZM258 176H259V175H258ZM0 177H1V176H0ZM13 177H12V178H13ZM17 177H18V178H16L17 181H18L19 177L22 178V177L19 176V175H18ZM32 177H33V176H32ZM41 177H43V175H42ZM86 177H87V176H86ZM95 177H97V176H95ZM98 177H99V176H98ZM140 177H141V176H140ZM160 177H162V176H160ZM166 177H167V176H166ZM216 177H217V176H216ZM216 177H215V178H216ZM5 178H6V177H5ZM63 178H64V177H63ZM69 178H71V177H69ZM77 178H78V177H77ZM77 178H76V180H77ZM81 178H82V177H81ZM83 178H85V177H83ZM148 178H149V177H147L146 180H147ZM157 178H158V177H157ZM203 178H204V177H203ZM215 178H214V179H215ZM237 178H238V176H237ZM0 179L2 180V177H1ZM30 179H31V178H30ZM43 179H44V178H43ZM43 179L40 178V180H43ZM85 179H86V178H85ZM91 179H93V177H92ZM91 179H90V180H91ZM94 179H95V178H94ZM135 179H137V178H135ZM165 179H166V178H165ZM239 179H240V178H239ZM3 180H4V179H3ZM3 180H2V181H3ZM7 180H8V179H7ZM22 180H23V179H22ZM53 180H54V179H53ZM55 180H56V179H55ZM68 180H69V179H68ZM71 180H72V178H71ZM90 180H89V182L92 181V180H91V181H90ZM133 180H134V179H132V180H130V181L133 182ZM159 180H160V179H159ZM177 180H178V179H177ZM257 180H258V179H257ZM260 180H261V179H260ZM64 181H66V180L64 179ZM86 181H87V180H86ZM86 181L84 182V185H85ZM130 181H129V182H130ZM139 181H140V180H139ZM148 181H149V180H148ZM150 181H151V180H150ZM188 181H189V180H188ZM27 182H28V181H27ZM32 182H35V180H34V181H30V183H32ZM51 182H53L52 185L55 184V181H51ZM61 182H63V180H62ZM72 182H73V181H72ZM79 182H80V181H79ZM82 182H83V181H82ZM87 182H88V181H87ZM158 182H159V181H158ZM249 182H250V181H249ZM1 183H2V182H1ZM3 183H4V187H5V184H6V183H5V182H3ZM17 183H18V186H20L19 183H22V182H21V180H20V182L18 181ZM35 183H36V184H33L32 186H34V185H35V186H36V185L38 186V182H35ZM130 183H131V182H130ZM193 183H194V182H193ZM228 183H229V182H228ZM253 183H254V182H253ZM73 184H74V183H73ZM82 184H83V183H82ZM92 184H94L93 181H92ZM100 184H101V182H100ZM183 184H184V183H183ZM255 184H256V183H255ZM8 185H9V184H8ZM15 185H16V184H15ZM22 185H23V184H22ZM40 185L42 186V184H40ZM40 185H39V186H40ZM55 185L58 186L59 184H55ZM151 185H153V184H151ZM194 185H195V184H194ZM224 185H225V184H224ZM232 185H233V184H232ZM234 185H235V184H234ZM234 185H233V186H234ZM239 185H240V184H239ZM12 186H13V185H12ZM24 186H25V185H24ZM28 186H29V184H28ZM28 186H27V189H28ZM37 186H36V187H37ZM47 186H48V184L46 185V187H47ZM65 186H66V185H65ZM86 186H87L86 188H88V185H86ZM221 186H222V185H221ZM253 186H254V185H253ZM16 187H17V186H16ZM20 187H21V186H20ZM43 187H44V185H43ZM54 187H55V186H54ZM54 187H53V188H54ZM62 187H63V186H62ZM79 187H81V186H79ZM83 187H84V186H83ZM83 187H82V188H83ZM182 187H183V186H182ZM186 187H187V185H186ZM217 187H218V186H217ZM234 187H235V186H234ZM234 187H233V189H234ZM241 187H242V185H241ZM8 188H9V187H8ZM24 188H25V187H24ZM37 188H38V187H37ZM37 188H36V190H37ZM47 188H48V187H47ZM47 188H46V189H47ZM53 188H50V189H53ZM59 188H60V187H59ZM64 188H65V187H64ZM77 188H78V187H77ZM100 188H101V187H100ZM105 188H106V186L104 187V189H105ZM230 188H232V187H230ZM236 188H237V186H236ZM248 188H249V185H248ZM250 188H251V187H250ZM16 189H17V188H15V190H16ZM22 189H23V188H22ZM27 189H26V192H29V191H27ZM38 189H39V188H38ZM57 189H58V188H57ZM74 189H76V188H74ZM108 189H109V188H108ZM139 189H140V188H139ZM147 189H148V187H147ZM212 189H213V188H212ZM214 189H215V187H214ZM218 189H219V188H218ZM262 189H263V188H262ZM5 190H6V189H5ZM31 190H32V189H31ZM60 190H61V189H60ZM60 190H59V192H60ZM83 190H84V189H83ZM83 190H82V191H83ZM98 190H99V189H98ZM119 190H120V189H119ZM186 190H187V188H186ZM202 190H203V189H202ZM204 190H206V189H204ZM230 190H231V189H230ZM251 190H252V189H251ZM11 191H12V188H11ZM33 191H35V190H33ZM48 191H49V189H48ZM82 191H80V195H81ZM87 191L89 192V190H87ZM117 191H118V189H117ZM130 191H131V190H130ZM132 191H133V190H132ZM132 191H131V193H132ZM217 191H218V190H217ZM260 191H261V190H260ZM260 191H259V192H260ZM262 191H263V190H262ZM262 191H261V192H262ZM0 192H1V191H0ZM6 192H7V194H8V193L10 192V190H9V192H8V190H7ZM26 192H25V193H26ZM31 192H32V191H31ZM37 192H38V191H36V193H37ZM49 192H51V190H50ZM53 192H54V190H53ZM55 192H56V191H55ZM55 192H54V193H55ZM77 192H78V190H77ZM88 192H86V193H88ZM98 192H99V191H98ZM106 192H107V191H106ZM109 192H110V191H109ZM178 192H179V191H177V193H178ZM180 192H181V191H180ZM189 192H190V190H189ZM189 192H188V193H189ZM192 192H193V191H192ZM197 192H198V191H197ZM199 192H200V191H199ZM259 192H258V194H259ZM1 193L3 194V192H1ZM15 193L19 194V193L16 192V191H15ZM15 193H14V194H15ZM34 193H35V192H34ZM34 193H33V194H34ZM54 193L52 194V196L54 195L53 197L56 198V197H55V196H56L55 194H58V192L55 193V194H54ZM83 193H84V192H83ZM219 193H220V192H219ZM246 193H247V192H246ZM248 193H249V192H248ZM5 194H6V193H5ZM10 194H11V193H10ZM27 194H28V193H27ZM37 194H38V193H37ZM37 194H36V195H37ZM47 194H48V192H47ZM62 194H63V193H62ZM62 194H61V193H60V195L58 194V199H59V201H61L62 204H63L64 200H62V199L60 200V198H59V196H61ZM64 194H65V193H64ZM64 194H63V195H64ZM73 194H74V193H73ZM78 194H79V193H78ZM78 194H77V195H78ZM132 194H133V193H132ZM170 194H171V193H170ZM193 194H194V192H193ZM217 194H218V193H217ZM20 195L23 196L24 194L21 193ZM63 195H62V197H63ZM77 195H76V196H77ZM91 195H92V194H91ZM91 195H90V196H91ZM96 195H97V194H96ZM99 195H100V193H99ZM113 195H114V194H113ZM158 195H159V194H158ZM175 195H176V194H175ZM197 195H198V194H197ZM212 195L215 196L214 194H212ZM212 195H209V196H212ZM227 195H228V194H227ZM233 195H234V194H233ZM233 195H232V196H233ZM236 195H237V194H236ZM262 195H263V194H262ZM0 196L2 197V195H0ZM28 196H29V195H28ZM73 196H75V194H74ZM87 196H88V195H87ZM87 196H85V198H86ZM92 196L95 197V195H92ZM110 196H111V195H110ZM114 196H115V195H114ZM117 196H118V195H117ZM129 196H131V195H129ZM169 196H170V195H169ZM183 196H184V195H183ZM195 196H196V195H195ZM195 196H194V197H195ZM220 196H221V195H220ZM229 196H230V195H229ZM6 197H7V195L5 196V198H6ZM13 197H14V196H13ZM16 197H17V196H16ZM18 197H19V195H18ZM24 197H25V196H24ZM42 197H43V196H42ZM80 197H81V196H80ZM83 197H84V196L82 195V198H83ZM112 197H113V196H112ZM121 197H122V196H121ZM126 197H127V196H126ZM192 197H193V196H192ZM218 197H219V196H218ZM9 198H10V197H9ZM9 198L7 197V200H8ZM37 198H38V196H37ZM37 198H36L35 200H39V198H38V199H37ZM76 198H77V197H76ZM88 198H89V196H88ZM114 198H115V197H114ZM114 198H111V199H114ZM127 198H128V197H127ZM147 198H148V197H147ZM186 198H187V197H186ZM223 198H224V197H223ZM226 198H227V197H226ZM226 198H224V199H226ZM235 198H236V197H235ZM235 198H234V199H235ZM256 198H257V197H256ZM12 199H13V198L11 197V200L9 199V201L12 202ZM21 199H22V198H21ZM29 199H30V198H29ZM33 199H34V198H33ZM105 199H106V198H105ZM160 199H161V198H160ZM170 199H171V198H170ZM16 200H17V198H15V201H16ZM22 200H23V199H22ZM24 200H25V199H24ZM41 200H42V199H41ZM56 200H57V199H56ZM66 200H67V198H66ZM66 200H65V201H66ZM73 200H74V199H73ZM78 200H79V201H80V200L82 201V199H78ZM89 200H90V198H89ZM172 200H173V198H172ZM212 200H213V199H212ZM220 200H221V199H220ZM253 200H254V199H253ZM263 200H264V199H263ZM18 201H19V200H18ZM68 201H69V200H68ZM87 201H88V199H87ZM146 201H147V200H146ZM170 201H171V200H170ZM170 201H169V202H170ZM173 201H174V200H173ZM224 201H225V200H224ZM238 201H239V200H238ZM238 201H237V202H238ZM5 202H6V200H5ZM5 202H4V203H5ZM7 202H8V201H7ZM19 202H20V201H19ZM25 202H26V201H25ZM39 202H40V201H39ZM61 202H60V203H61ZM66 202H67V201H66ZM66 202H64V203H66ZM77 202H78L77 200H74V201L72 202V204H71V206H70L71 209H70V208L67 209V207L65 206V205H67V204H65V205H64L65 208H66L65 210H66V211H67V210H68V211L71 210V214H73V215L76 216V214H75V213H76V209L74 208V206H75V205H78V207H79L80 204L82 203V202H80L79 204H77ZM84 202H86V199H84ZM93 202H94V203H98V202H99V199H97V198H93ZM118 202L120 203V201H118ZM171 202H172V201H171ZM187 202H188V201H187ZM213 202H214V201H213ZM240 202H241V201H240ZM258 202H259V201H258ZM260 202H261V201H260ZM9 203H10V202H9ZM9 203H8V204H9ZM12 203H13V206H14V203H15L14 200H13ZM12 203H11V205H12ZM57 203H58V204H57ZM57 203L53 202L50 198H44L43 204H41V206L39 207L40 210H39V212L37 211L38 214L35 215V218L40 219V222H41V218L43 217V220H44V221H45V219H46V223H47L48 226H49V223H48L49 221H52V222H53L52 219L54 218V216H55V217L58 216V217H56V218H54V219L57 220V218H59L58 220H60V219H61L60 217L63 216V215H60V214H62V213L65 214L66 211H65V210L63 211V210H62L63 212L60 213V214H59L60 216H59V215L57 214V213H59V211H57V210H58V207H59V206H62V207L64 208V206H63V205H60L59 202H58V200H57ZM89 203H90V202H89ZM103 203H104V202H103ZM121 203H122V202H121ZM128 203H129V202H128ZM151 203H152V202H151ZM215 203H216V201H215ZM227 203H228V202H227ZM232 203H233V202H232ZM232 203H231V204H232ZM16 204H17V203H16ZM26 204H27V203H26ZM26 204H25V205H26ZM177 204H178V203H177ZM225 204H226V203H225ZM234 204H236V203H233V205H234ZM19 205H21V204H19ZM69 205H70V204H69ZM69 205H68V207H69ZM87 205H88V204H87ZM89 205H90V204H89ZM89 205H88V206H89ZM108 205H109V204H108ZM123 205H124V204H123ZM197 205H199V203H198ZM222 205H224V204H222ZM226 205H227V204H226ZM2 206H3V205H2V203H1L0 207L2 208ZM9 206H10V205H9ZM15 206H18V204L15 205ZM23 206H24V205H23ZM90 206H91V205H90ZM92 206H94V205H92ZM121 206H122V204H121ZM141 206H142V204H141ZM146 206H148V205L146 204ZM150 206H151V205H150ZM166 206H167V205H166ZM172 206H173V205H172ZM174 206H175V205H174ZM199 206H200V205H199ZM5 207L7 208L8 206H3V209H2V210H4ZM18 207H19V206H18ZM18 207H17V209H18ZM62 207H61V209H63ZM78 207H77V208H78ZM96 207H97V206H96ZM144 207H145V206H144ZM167 207H168V206H167ZM213 207H214V206H213ZM227 207H229V206H227ZM10 208H11V207H9L8 209H10ZM30 208H31V207H30ZM32 208H33V207H32ZM80 208H81V207H80ZM84 208H85V207H84ZM84 208H83V210H84ZM87 208H88V207H87ZM118 208H119V207H117V209H118ZM135 208H136V207H134V209H135ZM158 208H159V207H158ZM198 208H199V207H198ZM252 208H253V207H252ZM252 208H250V210L254 211L255 209L253 210ZM258 208H259V207H258ZM12 209H14V208L12 207ZM26 209H27V208H25V210H26ZM69 209H70V210H69ZM145 209H146V208H145ZM10 210H11V209H10ZM10 210H9V211H10ZM23 210H24V209H23ZM27 210H28V209H27ZM59 210H60V209H59ZM86 210H87V209H86ZM110 210H111V209H110ZM113 210H114V209H113ZM115 210H116V209H115ZM123 210H124V209H123ZM141 210H142V209H141ZM211 210H212V209H211ZM232 210H233V209H232ZM248 210H249V208H248ZM258 210H259V209H258ZM258 210L254 211V212H257ZM0 211H1V210H0ZM5 211H6V210H5ZM21 211H22V210H21ZM21 211H20V212H21ZM77 211H78V209H77ZM84 211H85V210H84ZM106 211H107V210H106ZM108 211H109V210H108ZM108 211H107V212H108ZM136 211H138V210H136ZM164 211H165V209H164ZM191 211H192V210H191ZM221 211H222V210H221ZM221 211H219V212H221ZM226 211H227V210H226ZM3 212H4V211H3ZM20 212H19V214H20ZM60 212H61V210H60ZM82 212H83V211H82ZM153 212H154V211H153ZM153 212H152V213H153ZM192 212H193V211H192ZM228 212H229V211H228ZM230 212H231V211H230ZM16 213H17V210H16ZM21 213H23V212H21ZM25 213H26V212H25ZM55 213H56L57 215H56ZM67 213H68V212H67ZM79 213H81V212H79ZM79 213H78V214H79ZM99 213H100V212H99ZM114 213H116V211H115ZM119 213H120V212H119ZM131 213H133V211H131ZM149 213H150V212H149ZM156 213H157V212L153 213L152 215H156ZM169 213H170V212H169ZM240 213H241V212H240ZM258 213H259V212H258ZM260 213H261V212H260ZM28 214H29V213H28ZM39 214L41 215V218L39 217V216H40ZM102 214H103V212H102ZM108 214H109V213H108ZM111 214H112V213H111ZM124 214H125V213H124ZM140 214H141V213H140ZM147 214H148V213H147ZM147 214H146V215H147ZM193 214H194V212H193ZM196 214H197V213H196ZM230 214H231V213H230ZM255 214H256V213H255ZM21 215H24V213L21 214ZM21 215H19L20 218H21ZM25 215L27 216V214H25ZM42 215H43V216H42ZM79 215H80V214H79ZM113 215H114V214H113ZM119 215H120V214H119ZM128 215H129V214H128ZM167 215H168V214H167ZM179 215H180V214H179ZM201 215H203V214H201ZM213 215H214V214H213ZM220 215H221V213H220ZM232 215H233V214H232ZM2 216H3V215H2ZM7 216H8V215H7ZM65 216H66V214H65ZM67 216H68V214H67ZM75 216H74V217H75ZM103 216H104V214H103ZM116 216H117V214H116ZM140 216H141V215H140ZM156 216H157V215H156ZM198 216H199V215H198ZM205 216H206V215H205ZM207 216H208V215H207ZM207 216H206V217H207ZM257 216H258V215H257ZM259 216H260V215H259ZM4 217H5V216H4ZM22 217H23V216H22ZM27 217H28V216H27ZM27 217H25V218H27ZM77 217H79V216H77ZM77 217H75V218H77ZM119 217H120V216H119ZM131 217H132V216H131ZM142 217H143V216H142ZM178 217H179V216H178ZM188 217H189V216H188ZM195 217H197V216L195 215ZM212 217H214V216H212ZM217 217H218V216H217ZM248 217H249V216H248ZM13 218H14V217H13ZM20 218H19L18 220H20ZM67 218H68V217H67ZM101 218H102V216H101ZM152 218H153V217H152ZM184 218H185V216H184ZM186 218H187V217H186ZM202 218H203V217H202ZM204 218H205V217H204ZM241 218H242V217H241ZM0 219H1V218H0ZM11 219H12V217L10 218V221H9V222H10V223H11V222H14L13 220L11 221ZM22 219H23V218H22ZM33 219H34V218H33ZM82 219H84V218H82ZM82 219H81V221H82ZM103 219H104V218H103ZM103 219H102V220H103ZM137 219H138V218H137ZM139 219H140V217H139ZM155 219H156V217H155ZM159 219H161V218H159ZM172 219H173V218H172ZM172 219H171V220H172ZM193 219H194V218H193ZM193 219H192V220H193ZM210 219H211V218H210ZM213 219H214V218H213ZM220 219H221V218H220ZM220 219H219V220H220ZM223 219H224V217H223ZM16 220H17V219H16ZM16 220H15V221H16ZM30 220H31V218H30ZM115 220H116V219H115ZM168 220H169V219H168ZM208 220H209V218H208ZM25 221L28 222V220H25ZM32 221H33V220H32ZM35 221H36V220H35ZM35 221H33V222H35ZM47 221H48V222H47ZM89 221H90V220H89ZM113 221H114V220H113ZM127 221H128V219H127ZM139 221H140V220H139ZM179 221H180V220H179ZM182 221H183V219H182ZM245 221H246V220H245ZM33 222H30V224H32ZM38 222H39V221H38ZM55 222H56V221H55ZM61 222H62V221H61ZM63 222H64V221H63ZM65 222H67V221H65ZM69 222H70V221H69ZM74 222H76V221H74ZM74 222H73V223H74ZM77 222H78V221H77ZM103 222H104V221H103ZM140 222H141V221H140ZM183 222H185V221H183ZM188 222H189V221H188ZM190 222H191V221H190ZM205 222H207V221L205 220ZM209 222L212 223V221H209ZM222 222H223V221H222ZM262 222H264V220H263ZM1 223H2V225H3V222H2V221H1ZM1 223H0V224H1ZM41 223H42V222H41ZM99 223H100V220H99ZM104 223H105V222H104ZM104 223H103V224H104ZM106 223H108V222H106ZM106 223H105V224H106ZM135 223H136V222H135ZM151 223H152V222H151ZM151 223H150V224H151ZM153 223H154V222H153ZM155 223H156V221H155ZM172 223H173V222H172ZM193 223H194V222H193ZM216 223H217V222H216ZM247 223H248V222H247ZM259 223H260V220H259ZM18 224H19V226H18ZM18 224H17V226L20 228L19 230H21L22 227L20 226V222H19ZM27 224H29V223H27ZM27 224H26V225H27ZM30 224H29V226H28V229H29V227H30ZM33 224H35V223H33ZM33 224H32V225H33ZM38 224H39V223H38ZM52 224H54V223H52ZM56 224H57V223H56ZM58 224H60V223H58ZM62 224H63V223H62ZM66 224H71V223H68V222H67V223H64V224L62 225V227H63L64 225H66ZM89 224H90V223H89ZM89 224H88V225H89ZM124 224H125V223H124ZM124 224H123V225H124ZM128 224H129V223H128ZM128 224H127V225H128ZM161 224H163V223H161ZM178 224H179V223H178ZM181 224H183V223H181ZM226 224H228V223H226ZM232 224H233V223H232ZM260 224L262 225V223H260ZM2 225H1V227H2ZM4 225H8V222H7V224H4ZM4 225H3V226H4ZM21 225H22V222H21ZM35 225H36V224H35ZM35 225H33V226H35ZM39 225H40V224H39ZM41 225H42V224H41ZM41 225H40V228H41V227L43 228L44 226H41ZM77 225L81 227L82 224H77ZM110 225H111V224H110ZM166 225H169V224L166 223ZM166 225H165V227H166ZM171 225H172V224H171ZM175 225H176V224H175ZM195 225H196V224H195ZM215 225H216V224H215ZM221 225H222V224H221ZM223 225H224V224H223ZM223 225H222V226H223ZM242 225H243V224H242ZM247 225H248V224H246V226H247ZM22 226H23V225H22ZM48 226H46V227H48ZM52 226H53V225H52ZM57 226H59V225H57ZM75 226H76V225H75ZM78 226H77V227H78ZM106 226H107V225H106ZM203 226H204V225H203ZM230 226H232V225H230V224H229V226L227 225V227H230ZM233 226H235V225L233 224ZM1 227H0V228H1ZM4 227H5V229L7 228V230L11 229V228H9V225H8V227H6V226H4ZM10 227H11V226H10ZM15 227H16V226H15ZM46 227H44L45 232H44V229H43V232H42V230H40V228H39V229H38L37 227H36V228L38 229V232L41 231V233H44V234H45L46 231H47V230H46V229H47ZM50 227H51V226H50ZM60 227H61V225H60ZM64 227H68V225H66V226H64ZM64 227H63V228H64ZM77 227H76V228H77ZM83 227H84V226H83ZM102 227H103V226H102ZM119 227H120V226H119ZM126 227H127V226H126ZM157 227H158V225H157ZM201 227H202V226H200V228H201ZM224 227H225V226H224ZM247 227H248V226H247ZM32 228H34V227H32ZM42 228H41V229H42ZM73 228H74L75 231H76V228H75L73 225H72V227L70 228V231H71ZM106 228H109V227H106ZM129 228H131V227H129ZM175 228H176V227H175ZM245 228H246V227H245ZM23 229H24V228H23ZM23 229H22V230H23ZM30 229H31V228H30ZM48 229H49V227H48ZM51 229H52V228H51ZM58 229H59V232H60V230H61L62 228H59V227H58V228H56L55 231H58ZM66 229H68V228H66ZM77 229H78V228H77ZM100 229H101V228H100ZM163 229L165 230L166 228H163ZM177 229H178V228H177ZM191 229H192V228H191ZM243 229H244V228H243ZM257 229H258V228H257ZM1 230H2V229H1ZM12 230H13V231H12ZM12 230H10L12 233H14V231H16L15 228H13V227H12ZM19 230H18V232L20 233ZM32 230H35V229H32ZM68 230H69V229H68ZM118 230H119V228H118ZM168 230H169V228H168ZM185 230H186V229H185ZM195 230H196V229H195ZM223 230H224V229H223ZM227 230H228V229H227ZM3 231H4V229H3ZM10 231H9V232H8V231H4V233H3V232H2V233H3V235H4L6 232H7V234H9ZM23 231H25V230H23ZM26 231H27V230H26ZM50 231H51V230H50ZM50 231L48 230L49 233L52 232V231H51V232H50ZM55 231H53V233H55ZM63 231H65V228L63 229ZM63 231H61V232H62V233H65V232H63ZM120 231H121V229H120ZM124 231H125V230H124ZM126 231H127V230H126ZM126 231H125V232H126ZM183 231H184V230H183ZM187 231H188V230H187ZM220 231H222V230H220ZM243 231H245V230H243ZM28 232L31 234V232H30L29 230H28ZM38 232H37L36 234H38ZM59 232H57L58 235H59V234H62V233H59ZM82 232H83V231H82ZM98 232H99V231H98ZM105 232H106V230H105ZM127 232H128V231H127ZM160 232H161V231H159V233H160ZM196 232H197V231H196ZM206 232H207V231H206ZM217 232H219V231H217ZM21 233H22V232H21ZM74 233H75V232H74ZM74 233H72V234H73L74 236H76V237H77V235H79V234L75 235ZM96 233H97V232H96ZM130 233H131V232H130ZM248 233H249V232H248ZM254 233H255V232H254ZM254 233H253V234H254ZM7 234L4 235V236H6V237L8 238L9 236H8ZM10 234H11V233H10ZM33 234H34V233H33ZM44 234H42V235H44ZM72 234H71V236H73ZM80 234H82V233H80ZM89 234H90V233H89ZM144 234H145V233H144ZM164 234H165V232H164ZM206 234H207V233H206ZM206 234H205V235H206ZM215 234H216V233H215ZM215 234H214V235H215ZM227 234H229V233H227ZM230 234H231V232H230ZM230 234H229V235H230ZM257 234H258V233H257ZM13 235H14V234H13ZM16 235H17V234H16ZM27 235H28V234H27ZM49 235L52 236V233L49 234ZM49 235H48V236H49ZM53 235H54V234H53ZM97 235H98V234H97ZM119 235H120V234H119ZM205 235H204V237H205ZM217 235L220 236L219 234H217ZM238 235H239V234H238ZM260 235H261V234H260ZM260 235H259V237H260ZM21 236H22V235H21ZM28 236H29V235H28ZM28 236H26V238L24 239L25 241H26V239L29 238ZM39 236H40V235H39ZM48 236H47V237H48ZM51 236H50V237H51ZM79 236H80V235H79ZM142 236H143V234H142ZM149 236H150V235H149ZM186 236H187V235H186ZM209 236H210V235H209ZM215 236H216V235H215ZM6 237H5V238H6ZM13 237H16V236H12V238H13ZM23 237H24V235H23ZM30 237H32V235H31ZM33 237H35V236H33ZM52 237H53V236H52ZM52 237H51V238H52ZM80 237H81V236H80ZM83 237H84V236H83ZM85 237H86V236H85ZM134 237H135V236H134ZM179 237H180V236H179ZM229 237H230V236H229ZM236 237L238 238V236H236ZM236 237H235V238H236ZM242 237H243V236H242ZM261 237H262V236H261ZM1 238H3V236H2ZM18 238H19V237H18ZM35 238H36V237H35ZM35 238L32 239V240H36ZM39 238H40V237H39ZM44 238H45V237H44ZM65 238H66V237H65ZM70 238L74 239L75 237H70ZM70 238H69V239H70ZM86 238H87V237H86ZM165 238H166V237H165ZM180 238H181V237H180ZM180 238H179V240H180ZM183 238H184V237H183ZM187 238H188V236H187ZM191 238H192V237H191ZM193 238H194V237H193ZM217 238H218V237H217ZM9 239H10V237H9ZM21 239H22V237L20 238V240H21ZM54 239H55V238H54ZM54 239L52 238V241H54ZM57 239H60L59 241H61V239H63V238H57ZM75 239H76V238H75ZM94 239H95V238H94ZM138 239H140V237H139ZM145 239H146V238H145ZM149 239H150V238H149ZM181 239H182V238H181ZM258 239H259V238H258ZM3 240L6 242L5 239H3ZM12 240H13V239H12ZM28 240H29V239H28ZM41 240H43V239H40V241H39V239H38V240H36V241H34V242L32 241V242H33L34 244H35V242L39 244V245L36 244L35 246H37V245L40 246V245L42 244L40 247H41V249L43 250L42 246H43V244L45 245V241H46V240L44 239V240H45L44 243H42L43 241L41 242ZM110 240H111V239H110ZM129 240H130V239H129ZM133 240H136V239H133ZM197 240H198V239H197ZM208 240H210V238H209ZM230 240H231V239H230ZM241 240H242V239H241ZM251 240H252L251 242H253V240H256V239L254 238V239H251ZM7 241H8V240H7ZM16 241H17V240H16ZM18 241H19V240H18ZM18 241H17V242L14 241V242H15V243H18ZM25 241H24V242H25ZM30 241H31V240H30ZM38 241H39V242H38ZM47 241H48V238H47ZM47 241H46V243H48ZM63 241H65V240H63ZM66 241H67V240H66ZM70 241H71V239H70ZM106 241H107V240H106ZM140 241H141V239H140ZM206 241H207V240H206ZM235 241H236V243L233 242L232 244H234L233 247H236V248H237V246H238V245L235 246L236 244L244 243V240H243V242H242V241L240 242V240H239L240 243H237V239H236ZM9 242H10V241H9ZM21 242H22V241H21ZM26 242H29V241H26ZM26 242H25V243H26ZM32 242H31V243H32ZM50 242H51V240H50ZM67 242L69 243V240H68ZM94 242H95V241H94ZM94 242H93V243H94ZM98 242H99V241H98ZM108 242H109V240H108ZM114 242H115V240H114ZM141 242L143 243V240H142ZM145 242H147V240H145ZM187 242H188V241H187ZM195 242H196V241H195ZM213 242H215V241L213 240ZM223 242H224V241H223ZM226 242H227V241H226ZM7 243H8V242H7ZM7 243H5V244H7ZM33 243L30 244V246L28 245L29 243L27 244L29 247H31V248H29L30 251H31L32 248H33V249L35 248V249L37 250V248H36L35 246H33V245H34ZM72 243H73V241H72ZM105 243H106V242H105ZM109 243H110V242H109ZM112 243H113V242H112ZM136 243H137V242H136ZM162 243H163V242H162ZM205 243H206V242H205ZM205 243H204V245H205ZM207 243H208V242H207ZM207 243H206V244H207ZM248 243H249V242H248ZM12 244H14V243H12ZM22 244H23V243H22ZM58 244H59V243H58ZM122 244H123V243H122ZM137 244H138V245L135 244L134 246H132V251H130V253H129L130 255L128 254V255H129V259L127 260V259H126L127 257H126V258L124 257V258H125L124 260H126V262L124 261L123 264H124V263H125V264H136V262H137L138 264H140V263H141V264L149 263V261H148V257H150V254H148V253H146V254H148V257H147V261H148V262H146V260H145V262H144V259L146 258V254H145V252H146L147 249L145 250V248H143L144 252H143V250H142L141 254H139V250H138V249H139V243H137ZM196 244H199V243H196ZM196 244H195V245H196ZM212 244H213V243H212ZM228 244H229V243H228ZM228 244H227V245H228ZM230 244H231V243H230ZM230 244H229V245H230ZM255 244H256V243H255ZM16 245H17V244H16ZM19 245H20V244H18L17 247H19ZM48 245H49V244H48ZM55 245H56V244H55ZM109 245H110V244H109ZM114 245H115V243H114ZM229 245H228V246H229ZM241 245H242V244H241ZM244 245H246V247H247L248 244L246 243V244H244ZM253 245H254V244H253ZM262 245H263V244H262ZM20 246H22V245H20ZM32 246H33V247H32ZM38 246H37V247H38ZM49 246H50V245H49ZM63 246H64V245H63ZM68 246H69V245H68ZM68 246H67V249H68ZM84 246H85V245H84ZM141 246H142V245H141ZM143 246H144V245H143ZM197 246H198V245H196L195 247H197ZM215 246H216V245H215ZM224 246H225V244H224ZM2 247H3L2 249H3V252H4V250H5V249H4L5 245L2 246ZM26 247H27V246H26ZM26 247H25V245H24L23 249L26 248ZM40 247H39V248H40ZM53 247H54V245H53ZM121 247H123V246H121ZM121 247H120V248H121ZM129 247H130V246H129ZM154 247H155V246H154ZM154 247H153V249H154ZM156 247H157V246H156ZM174 247H175V246H174ZM195 247H194V248H195ZM210 247H211V246H210ZM219 247H220V246H219ZM225 247H226V246H225ZM242 247H243V246H241V247H240L241 249H238V251H239V250H241V251L243 250V251H244L245 249H242ZM248 247H249V246H248ZM5 248H7L6 251H9V250H8V246L5 247ZM9 248H10V247H9ZM13 248H14V247H13ZM39 248H38V249H39ZM55 248L57 249V248H60V247H55ZM64 248H65V247H63V249H64ZM105 248H106V247H105ZM110 248H111V246H110ZM112 248H113V247H112ZM123 248H125V247H123ZM148 248H149V247H148ZM157 248H158V247H157ZM213 248H214V247H213ZM228 248H229V247H228ZM243 248H244V247H243ZM251 248H252V247H251ZM0 249H1V248H0ZM14 249H16V247H15ZM20 249H21V248H20ZM23 249H21V250H23ZM26 249H27V248H26ZM26 249H25V250H26ZM53 249H54V248H53ZM99 249H100V248H99ZM128 249H129V248H128ZM140 249H141V247H140ZM163 249H164V248H163ZM166 249H167V248H166ZM192 249H193V248H192ZM254 249H255V248H254ZM263 249H264V248H263ZM263 249H262L261 251H264ZM25 250H24V251H25ZM50 250H51V252H54V250L52 251V248H50ZM58 250H61V248L58 249ZM65 250H66V249H65ZM92 250H93V249H92ZM105 250H107V249H105ZM120 250H121V249H120ZM129 250H130V249H129ZM148 250H149V249H148ZM175 250H176V249H175ZM219 250H220V249H219ZM256 250H257V249H256ZM0 251H1V250H0ZM6 251H5V252H6ZM18 251H19L20 253H21V252H24V251H20V250H18ZM26 251H27V250H26ZM30 251H29L27 254H29ZM46 251L50 252L48 249H47ZM68 251H69V250H67V251L65 252V254H66ZM71 251L73 252V254L75 253V255L72 257V260H71V262H69V263L73 264V263H72V261H74L73 258H75V257L77 258L78 254L80 255V253H79V250H71ZM88 251H89V250H88ZM109 251H110V250H109ZM155 251H156V249H155ZM167 251H168V250H167ZM177 251H178V250H177ZM179 251H180V250H179ZM212 251H213V250H212ZM216 251H217V250H216ZM235 251H236V250H235ZM235 251L232 252V253L237 254V253H235ZM238 251H237V252H238ZM254 251H255V250H254ZM5 252H4V253H5ZM11 252H12V250H11ZM14 252H15V251H14ZM16 252H17V251H16ZM16 252H15V253H16ZM48 252H45L46 254H44V256H45L47 259H48L47 256H49V255H48ZM56 252H57V250H56ZM72 252H71V253H72ZM80 252H81V251H80ZM86 252H87V251H86ZM153 252H154V251H153ZM207 252H208V251H207ZM250 252H251V251H250ZM257 252H258V251H257ZM257 252H256V253H257ZM1 253H2V252H1ZM1 253H0V254H1ZM6 253H7V252H6ZM8 253H9V254H7V256L9 255L8 257H10V252H8ZM20 253H19V254H20ZM31 253H32V252H31ZM31 253H30V254H31ZM59 253H61V252L58 251V255L60 256ZM154 253H155V252H154ZM161 253H162V252H161ZM163 253H164V252H163ZM190 253H191V252H190ZM216 253H217V252H216ZM238 253H239V252H238ZM19 254H18V255H19ZM30 254H29V255H30ZM53 254H54V253H53ZM61 254H63V253H61ZM84 254H85V253H84ZM89 254H90V253H89ZM159 254H160V253H159ZM177 254H178V253H177ZM188 254H189V252H188ZM195 254H196V253H195ZM198 254H199V253H198ZM198 254H196V256H198ZM223 254H224V252L222 253V255H223ZM230 254H231V253H230ZM230 254H228V255H230ZM241 254H242V253H241ZM241 254H239V255H241ZM247 254H248V253H247ZM262 254H264V253L262 252ZM1 255H2V254H1ZM1 255H0V259H1ZM18 255H17V256H18ZM22 255H25V254H22ZM29 255H27L28 258L30 257ZM33 255H34V254H33ZM33 255L31 254V256H33ZM42 255H43V254H42ZM55 255H57V254L55 253ZM139 255H140V256H139ZM142 255H145V256H144L145 258H143ZM153 255H154V254H153ZM167 255H168V254H167ZM178 255H179V254H178ZM178 255H175V254H174L175 257H178ZM181 255H182V254H181ZM210 255H211V254H210ZM213 255H214V254H213ZM219 255H220V254H219ZM225 255H226V253H225ZM245 255H246V254H245ZM248 255H249V254H248ZM252 255H253V254H252ZM257 255H258V254H257ZM2 256H3V255H2ZM15 256H16L15 254H14V257L12 256L13 259L15 258ZM17 256H16V257H17ZM25 256H26V255H25ZM27 256H26V259H27ZM44 256H42V257H40V258H43V260H46V258H44ZM63 256H64V254H63ZM84 256H86V255H84ZM104 256H105V255H104ZM104 256H103V258H104ZM118 256H119L118 254H117V256H115V257L117 258V260H118V261H117V260H116V261L120 263V258H119ZM124 256H126V255H124ZM156 256H157V255H156ZM158 256H159V255H158ZM237 256H238V255H237ZM254 256H255V255H254ZM254 256H253V257H254ZM35 257H36V256H35ZM52 257H53V256H52ZM55 257H56V258H55ZM60 257H61V256H60ZM78 257L81 258L80 256H78ZM121 257H122V256H121ZM141 257L143 258V263L141 262V261H142V260H141ZM152 257H154V256H152ZM152 257H151V259L153 260ZM159 257L161 258V256H159ZM182 257H185V256H182ZM182 257H179V258L181 259ZM189 257H190V255H189ZM191 257H193V256H191ZM204 257H205V256H204ZM220 257H221V256H220ZM226 257H227V256H226ZM229 257H230V256H229ZM253 257H252V258H253ZM262 257H263V255H262ZM5 258L7 259L6 256H5ZM21 258H22V257H21ZM21 258H20V259H21ZM30 258H31V257H30ZM65 258H67V257H65ZM76 258H75V261H76ZM85 258H86V257H85ZM209 258H210V256H209ZM230 258H231V257H230ZM235 258H236V257H235ZM235 258H234V259H235ZM238 258H239V257H238ZM243 258H244V257H242V259H243ZM247 258H248V256H247ZM255 258H256V257H255ZM259 258H260V256H259ZM8 259H9V258H8ZM17 259L19 260L18 257H17ZM23 259H25V258H23ZM54 259H59V257L57 258V256H54ZM54 259L52 258V259H49V260H47V261H45V262H44V261H41L42 259H41V260L39 259L41 262H38V261L36 262V261H34L35 263H33V264H57V263H54V262H56V260L54 261ZM83 259H84V258H83ZM93 259H94V258H93ZM95 259H96V258H95ZM95 259H94V260H95ZM97 259H98V258H97ZM138 259H139L140 261H139ZM149 259H150V258H149ZM245 259H246V258H245ZM261 259H263V258H261ZM4 260H5V259H4ZM15 260H16V259H15ZM18 260H17V261H18ZM30 260L32 261V259H30ZM30 260H29V263H30ZM33 260H34V259H33ZM81 260H82V258H81ZM121 260H122V259H121ZM137 260H138V261H137ZM152 260H151V262H152ZM154 260H155V259H154ZM157 260H159V259H157ZM166 260H168V259H166ZM175 260H176V259H175ZM184 260H185V259H184ZM192 260H193V259H192ZM214 260H215V259H214ZM216 260H217V259H216ZM223 260H224V259H223ZM248 260H251V258L248 259ZM17 261H16V262H17ZM24 261H25L24 264H26V263L28 262V260H24ZM75 261H74V263L76 264V262H78V261L80 262V259H79L78 261H76V262H75ZM100 261H101V260H100ZM100 261H99V262H100ZM104 261H105V260H104ZM110 261H111V260H110ZM112 261H114V264H115V259H113ZM160 261H161V259H160ZM171 261H172V260H171ZM176 261H178V260H176ZM180 261H181V260H180ZM182 261H183V260H182ZM197 261H198V260H197ZM206 261H207V260H206ZM235 261H236V260H235ZM251 261H252V260H251ZM259 261H260V259H259ZM259 261H258V262H259ZM4 262H5V261H4ZM7 262H8V261H7ZM16 262L14 261L13 263H16ZM21 262H22V261H21ZM139 262H140V263H139ZM164 262H165V261H164ZM198 262H199V261H198ZM241 262H242V260H241ZM255 262H257V261L255 260ZM255 262H251V264H253V263H255ZM0 263H1V261H0ZM58 263H59V262H58ZM87 263H88V262H87ZM97 263H98V262H97ZM100 263H101V262H100ZM196 263H197V262H196ZM213 263H214V262H213ZM225 263H227V262H225ZM229 263H230V262H229ZM2 264H3V262H2ZM5 264H8V263H5ZM9 264H10V263H9ZM18 264H19V263H18ZM27 264H28V263H27ZM60 264H61V263H60ZM94 264H95V263H94ZM116 264H117V263H116ZM121 264H122V263H121ZM153 264H154V263H153ZM155 264H156V263H155ZM159 264H160V263H159ZM163 264H164V263H163ZM197 264H199V263H197ZM230 264H231V263H230Z\"/></svg>",
    "mask_w": 264,
    "mask_h": 264
}]
</instances>
